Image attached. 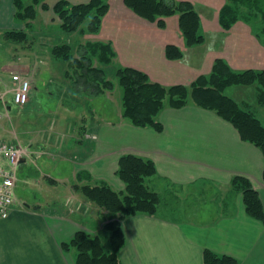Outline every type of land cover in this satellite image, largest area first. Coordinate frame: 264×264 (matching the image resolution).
I'll use <instances>...</instances> for the list:
<instances>
[{
    "label": "crops",
    "instance_id": "0c3cea01",
    "mask_svg": "<svg viewBox=\"0 0 264 264\" xmlns=\"http://www.w3.org/2000/svg\"><path fill=\"white\" fill-rule=\"evenodd\" d=\"M21 1L26 6L33 2ZM59 1L44 0L50 7ZM65 1L78 5L90 0ZM175 1L189 2L198 12L205 37L203 44L186 46L178 16L165 18V27L160 28L135 14L124 0H109L110 9L100 32L86 35L83 45L78 47L111 44L119 68L143 72L153 83L167 88L188 87L200 77H209L217 60L225 61L237 73L264 71V35L260 34V27L244 20L229 31L221 26L220 13L227 0ZM15 2L0 0V33L25 28L26 23L16 19ZM45 14L54 13L38 10L36 21L43 30L41 48L22 54L25 60L36 64L60 60L52 50L60 40H66L60 20L48 21L50 16L47 20ZM34 25L35 21L30 27ZM170 45L182 51L181 59L167 58L166 48ZM28 63L16 71L32 80L30 98H36V78L39 72H46L38 69L31 73ZM95 65L102 69L105 66ZM67 72L75 91L81 94L72 96L77 106L67 112L72 117L66 119L62 114L52 134L31 138L19 165V169L24 168L32 157L41 169L32 182L39 184L47 195L45 200L17 199L10 217L0 219V264H76V250L66 253L62 244L79 231L102 237L109 221L108 211L86 198L78 188L106 184L118 193L124 192L125 184L117 176L124 155L156 164L157 174L146 179V186L158 194L160 203L155 215H137L124 221L126 245L120 252L121 264H204L206 250L234 257L240 264H264V223L247 215L243 193L232 186L235 177L246 178L259 192L264 205L261 149L243 141L238 130L215 112L194 103L182 109L166 103L157 118L163 125L161 133L135 127L123 119L121 103L114 110L109 100L102 98L108 99L109 91L95 96ZM0 84L1 90L4 84L11 88V76ZM233 87L247 96V89L255 87L252 94L260 96L257 85ZM231 98L242 107L247 104L242 97ZM259 98L256 102L264 109ZM40 161L45 162L41 168ZM21 179L30 182L26 177Z\"/></svg>",
    "mask_w": 264,
    "mask_h": 264
},
{
    "label": "trees",
    "instance_id": "16d2710c",
    "mask_svg": "<svg viewBox=\"0 0 264 264\" xmlns=\"http://www.w3.org/2000/svg\"><path fill=\"white\" fill-rule=\"evenodd\" d=\"M228 4L220 13V24L229 31L240 20L260 21V34L264 35V0H227ZM125 5L135 14L160 28L165 27V18L178 16L179 25L187 47H195L205 42L201 32V18L189 2L175 0H124ZM16 19L20 23H30L38 17V10L52 11L61 22V31L67 35L79 33L96 35L100 32L103 19L109 12V0H90L88 3L74 5L61 0L50 7L44 0H33L24 5L15 2ZM86 24V25H85ZM10 41L24 42L25 31L5 32ZM70 45L55 46L52 54L77 71L76 82L97 96L104 91L112 92L115 85L107 80L105 71L95 65H110L115 58L111 44H90L80 58H74ZM170 60L183 57L182 51L175 46L166 48ZM80 73V74H79ZM69 75V73L67 72ZM118 84L122 89V117L138 128H150L158 133L163 125L158 116L168 103L174 109H182L190 103L215 112L231 123L243 141L261 149L264 154V124L258 116L236 100L225 94L233 86L257 85L260 90V105L264 106V71L248 70L234 72L223 60H217L209 77H200L191 86L164 87L153 83L149 77L138 70L122 67L116 72ZM157 174L156 164L135 155H124L119 162L117 176L125 184V191L118 193L109 185L83 186L78 188L90 201L108 211L109 221L104 226L109 237V247L104 245L103 237L93 236L84 231L77 232L69 242L62 244L64 252L76 250V264H121L120 252L126 245L123 223L137 215L153 216L157 213L160 198L146 186V179ZM264 179V173H263ZM232 186L243 193L244 206L249 217L264 223V205L259 192L246 178L235 177ZM204 264H240L231 256L218 255L210 250L204 252Z\"/></svg>",
    "mask_w": 264,
    "mask_h": 264
},
{
    "label": "rangeland",
    "instance_id": "374dc122",
    "mask_svg": "<svg viewBox=\"0 0 264 264\" xmlns=\"http://www.w3.org/2000/svg\"><path fill=\"white\" fill-rule=\"evenodd\" d=\"M25 2L26 4L31 3L30 0H26ZM45 15L47 20V16H50L48 21L54 20L53 22H59V18L55 14ZM252 20L254 21V25L259 29L260 21L257 18H253ZM37 21L35 20L33 28L24 25L25 28L17 30L25 31L28 34L27 40L24 42L7 40L4 35L5 33H0V81H6L9 76H11V73L16 71V68H20V65H26L28 62L31 73L32 70L35 72L38 69H41V71L45 70L46 72L43 75L39 72L36 78L35 85H37L39 90L35 92L36 98H30V105L28 104V107H25L26 109L24 108L25 110L20 109L13 103V97L7 96V101L9 102L12 110L9 112V118L4 117L0 119V141L20 143L23 148L28 147L29 140L31 138L33 139L35 136L43 137L44 135L48 136L49 134H52V131L55 128L54 124L55 122L60 121L63 116L62 114H65L66 119L68 117H72V114L67 113L70 108L76 109L77 107L73 102L72 96L81 97V94H77L75 91L73 82L66 76V72L68 71L69 75L73 79L77 80L79 78L77 76L78 73L77 71L75 72L74 69H70L66 62L56 59H53V62H50L44 59L46 62H38L36 64V61H28L23 58L22 54L24 52L32 54L34 50L41 48V42L43 40V35L41 33L43 30L41 27L39 28V21ZM16 24L18 23L16 22ZM55 31H58V29H55ZM62 35L65 36L63 39L66 40H60L59 46L67 45L69 43L68 45H70L73 49L74 58H79V56L85 52V46H82V43L86 40L85 35L79 33H76L74 37H70L71 35H67L65 33H62ZM60 37L62 39V36H59L58 38ZM78 44L82 45L78 47ZM95 63L99 64L97 61H95ZM118 69L119 65L115 62V60L112 61L110 65L104 66L105 76L107 80L111 81L115 85V89L112 92H108V99H106V97L102 98L105 101L109 100V106L113 105L114 110H118L122 99V89L118 84L116 76ZM1 85L2 84H0V86ZM3 87L7 88L5 84ZM247 90L250 92V95L248 96L242 95V92H240L236 87L229 88L226 90L225 94L229 97H236L240 100V97L244 98L245 103H247L245 104V107L253 111L264 124V109L256 102L259 98L258 94H252V92L256 91L255 87H251ZM50 92L53 93V96H50ZM237 92H240V94H237ZM102 102L105 103L104 101ZM55 109L56 111L59 109V111H57V113L50 114L55 111ZM0 112L4 113V109L2 107H0ZM70 123L71 120H69L67 125ZM54 137L57 136L54 135ZM31 158L32 157H30L24 168L18 169V186L16 187V195L17 199L22 202L45 200V195H47L42 192L43 190L39 184L34 185L32 182V180L41 174V169H38L37 164H34ZM42 162H38V166L40 165L39 168L42 167ZM43 163L45 164V162ZM46 163L51 164L48 159H46ZM21 177H26V180L30 179V182L24 183V180L21 179ZM102 237L104 245L108 248V234L103 232Z\"/></svg>",
    "mask_w": 264,
    "mask_h": 264
},
{
    "label": "built area",
    "instance_id": "2783aa9c",
    "mask_svg": "<svg viewBox=\"0 0 264 264\" xmlns=\"http://www.w3.org/2000/svg\"><path fill=\"white\" fill-rule=\"evenodd\" d=\"M12 87L0 90V107L5 114L0 112V119L8 116L9 102L7 96L13 97V103L19 107H25L30 101L32 81L21 71L11 73ZM24 151L16 144L0 141V219L6 220L10 217L15 206L18 204L16 198L17 172L20 159Z\"/></svg>",
    "mask_w": 264,
    "mask_h": 264
}]
</instances>
